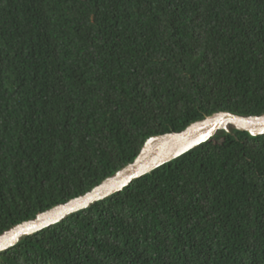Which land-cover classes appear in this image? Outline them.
Returning a JSON list of instances; mask_svg holds the SVG:
<instances>
[{
	"label": "trees",
	"instance_id": "16d2710c",
	"mask_svg": "<svg viewBox=\"0 0 264 264\" xmlns=\"http://www.w3.org/2000/svg\"><path fill=\"white\" fill-rule=\"evenodd\" d=\"M217 112L264 114V0H0V235ZM0 264H264V135L217 130Z\"/></svg>",
	"mask_w": 264,
	"mask_h": 264
},
{
	"label": "water",
	"instance_id": "95a60500",
	"mask_svg": "<svg viewBox=\"0 0 264 264\" xmlns=\"http://www.w3.org/2000/svg\"><path fill=\"white\" fill-rule=\"evenodd\" d=\"M224 123L233 124L234 129L246 131L251 136L264 135V114L253 117L240 116L230 112H217L201 121L188 125L184 130L178 133L171 132L164 135L152 136L144 143L139 154L131 163L112 176L104 179L91 190L63 204L56 205L36 215L33 219L18 224L2 233L0 235V253L12 248L21 239L49 228L61 222L71 214L82 211L95 202L101 201L121 191L133 180L150 173L162 164L177 158L198 144L212 138L217 130H226L220 127ZM195 141L199 142L173 158L154 166L156 164V153L159 148L164 145L188 144Z\"/></svg>",
	"mask_w": 264,
	"mask_h": 264
},
{
	"label": "bare ground",
	"instance_id": "6f19581e",
	"mask_svg": "<svg viewBox=\"0 0 264 264\" xmlns=\"http://www.w3.org/2000/svg\"><path fill=\"white\" fill-rule=\"evenodd\" d=\"M220 127L222 129L229 130L230 128H233L234 125L230 123H224ZM197 142L199 141H195V142L188 143V144H180V145H164L163 147L159 148L156 153V164L154 166L164 161H167L173 158L174 156L186 151L187 149L196 145Z\"/></svg>",
	"mask_w": 264,
	"mask_h": 264
}]
</instances>
